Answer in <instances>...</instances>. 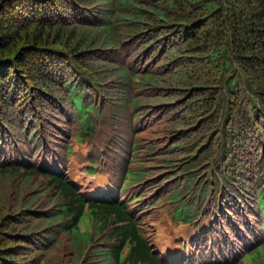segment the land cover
I'll return each mask as SVG.
<instances>
[{"label":"trees","instance_id":"trees-1","mask_svg":"<svg viewBox=\"0 0 264 264\" xmlns=\"http://www.w3.org/2000/svg\"><path fill=\"white\" fill-rule=\"evenodd\" d=\"M0 264H264V0H0Z\"/></svg>","mask_w":264,"mask_h":264},{"label":"rangeland","instance_id":"rangeland-1","mask_svg":"<svg viewBox=\"0 0 264 264\" xmlns=\"http://www.w3.org/2000/svg\"><path fill=\"white\" fill-rule=\"evenodd\" d=\"M87 178H88V177H87ZM100 179H101V177L98 176V178L95 179V180H97V182H92V185H91V184H88L86 187H87L89 190H96V191H98V189H97V187H96L95 185H98ZM87 180H88V181H91V180H89V178H88ZM92 181H93V180H92ZM84 184H85V183H84Z\"/></svg>","mask_w":264,"mask_h":264}]
</instances>
